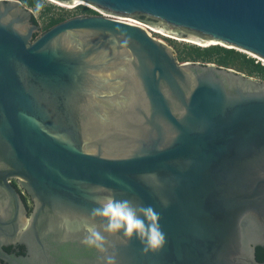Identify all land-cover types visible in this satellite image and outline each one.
Instances as JSON below:
<instances>
[{
	"label": "water",
	"instance_id": "obj_1",
	"mask_svg": "<svg viewBox=\"0 0 264 264\" xmlns=\"http://www.w3.org/2000/svg\"><path fill=\"white\" fill-rule=\"evenodd\" d=\"M85 1L264 58V0ZM31 16L20 0H0V194L22 225L39 241L40 223L73 235L103 186L154 207L166 236L156 253L110 236L117 264H264V81L180 62L112 16H73L36 37ZM12 179L33 196L29 218ZM88 248L87 264H101Z\"/></svg>",
	"mask_w": 264,
	"mask_h": 264
},
{
	"label": "flooded vegetation",
	"instance_id": "obj_2",
	"mask_svg": "<svg viewBox=\"0 0 264 264\" xmlns=\"http://www.w3.org/2000/svg\"><path fill=\"white\" fill-rule=\"evenodd\" d=\"M20 1L24 5H26L30 10L35 7V6L27 5L23 0ZM84 6H87L92 10H88L89 8L87 9ZM97 9L101 10V8L96 7L94 5L93 7H90L85 4H80V5H75L72 8H68L65 7L64 5H60L58 10H60L62 13L53 12L51 11L52 8L48 9L49 11L46 9L47 13L50 14V17H48L49 19L46 22H48L51 19V17L53 16L57 17L61 14L65 15L64 20L77 15L103 14ZM65 11L67 12L69 11L71 13L70 14L64 13ZM31 13H32L31 22L40 25V22L36 18L35 14H33L32 11ZM34 18H36L38 22H35ZM48 29L49 28H46L45 25L44 26L40 25V31L35 33V37L39 36L41 33L45 32ZM176 30H183L185 33L189 32L185 29H176ZM173 31L176 32L175 30ZM152 35L165 44H168L167 41L174 40L159 32L157 33L154 32ZM188 44H194V43H188ZM199 46L205 47L204 45H199ZM115 53L116 51L111 52V54H115ZM102 57L105 58V55L103 54ZM177 59L179 60L178 57ZM186 61L187 60H182L180 62H186ZM191 62L208 63L211 61L191 60ZM10 181L20 192L23 204L25 205L26 208L27 216L29 218L32 215L31 213L34 212V208L36 207V203L33 200V196L29 192L28 188L24 185H21L17 179H12ZM14 209H15V204H13V201L7 195L0 194V254H1L0 264H80V261H84V263L87 264L89 257L91 256L89 252L90 248H88V246L82 247L81 239L83 238L84 234L82 231L77 232L76 222L70 223L71 229H73V235L65 234L64 236L60 235L59 230L49 229L48 228L49 223L47 224V226H44L43 227L44 229L42 230L40 223L39 232L41 234V237L39 241L36 238V231L33 224H30L28 226H23L20 219H18V217L15 216ZM45 214L47 216L43 221L44 223H47V219L48 221L50 220V215L48 211H46Z\"/></svg>",
	"mask_w": 264,
	"mask_h": 264
},
{
	"label": "clouds",
	"instance_id": "obj_3",
	"mask_svg": "<svg viewBox=\"0 0 264 264\" xmlns=\"http://www.w3.org/2000/svg\"><path fill=\"white\" fill-rule=\"evenodd\" d=\"M43 8L42 0H37L31 11L38 15ZM95 192V207L90 215L76 222V228L84 234L81 243L103 254L101 264H117L115 256L110 252V248L114 247L109 240L110 236L119 237L123 243L138 240L145 252L156 253L166 246V236L159 222L160 215L154 207L136 205L129 199L118 198L103 186H97ZM164 206L167 207V202H164ZM65 224H68L67 220Z\"/></svg>",
	"mask_w": 264,
	"mask_h": 264
},
{
	"label": "trees",
	"instance_id": "obj_4",
	"mask_svg": "<svg viewBox=\"0 0 264 264\" xmlns=\"http://www.w3.org/2000/svg\"><path fill=\"white\" fill-rule=\"evenodd\" d=\"M29 6H35L37 0H23ZM87 9L89 7L84 6ZM51 6L47 7V10ZM88 10H92L89 8ZM65 19V15L61 14L57 17H51V19L46 22L45 27L50 28L56 23ZM35 22H38L34 18ZM189 55L196 58H201L203 61H216L219 65L227 67H236L238 70L246 72L249 75L258 74L264 77V64L260 60H256L255 57L248 55L246 52L239 51L236 48H229L223 45H212L210 47H195L190 50ZM257 259L259 261H264V246H257L256 249Z\"/></svg>",
	"mask_w": 264,
	"mask_h": 264
},
{
	"label": "bare ground",
	"instance_id": "obj_5",
	"mask_svg": "<svg viewBox=\"0 0 264 264\" xmlns=\"http://www.w3.org/2000/svg\"><path fill=\"white\" fill-rule=\"evenodd\" d=\"M57 4H60V5H64L65 7H68V8H72L73 6L75 5H80V4H85V5H88L90 7H93V5H91V3L85 1V0H74L72 3H64V2H61L58 0H51ZM95 8V7H94ZM98 11H100L101 13H103L104 15L106 16H112V17H115V18H118L120 20H123V21H127V22H130V23H133V24H136V25H140L142 27H144L145 29H147L148 31H156V32H160L161 34L167 36V37H170V38H173V39H176V40H179V41H186V42H191V43H194V44H198V45H214V44H221V45H224L226 47H233V48H236L238 50H241L243 52H246V53H249L250 55H254L256 57H259L260 59H262L264 61V58L255 54V53H252L250 51H247V50H244L243 48H239V47H234L233 45H229V44H226L220 40H212V41H198V40H193V39H189V38H185V37H182V36H178V35H174V34H171V33H168L164 30H161L159 28H156L154 26H151V25H148L146 23H143V22H140L136 19H133L131 17H127V16H121V15H115V14H111L109 12H106L104 11L103 9L99 10L97 9Z\"/></svg>",
	"mask_w": 264,
	"mask_h": 264
},
{
	"label": "rangeland",
	"instance_id": "obj_6",
	"mask_svg": "<svg viewBox=\"0 0 264 264\" xmlns=\"http://www.w3.org/2000/svg\"><path fill=\"white\" fill-rule=\"evenodd\" d=\"M42 2L44 3V8L39 12L38 15L35 14V16L38 19V21L40 22V25L44 26L46 24V21L49 19L48 17H50V14H48L47 10H46L48 6H51V8H52L51 11H53V12H56V13H62V12L60 10H58L60 5H58L57 3H54L53 1H51V0H42ZM64 13L70 14L71 12L65 11ZM167 42H168V44L172 45V47H173V49L175 51V54L179 58L180 61H182V60H187V61L198 60V61H202L203 60L201 58H196V57H192V56L189 55V52H190L191 49H193L195 47H201V46L196 45V44H188V43H191V42L179 41V40H175V39L173 41H167ZM201 48H203V47H201ZM212 62L217 63L216 61H212ZM231 68H233L235 70H238L236 67H231ZM238 71H240V70H238ZM244 73H246V72H244ZM252 76L257 78V79L264 80V77H262L261 75L253 74Z\"/></svg>",
	"mask_w": 264,
	"mask_h": 264
},
{
	"label": "built area",
	"instance_id": "obj_7",
	"mask_svg": "<svg viewBox=\"0 0 264 264\" xmlns=\"http://www.w3.org/2000/svg\"><path fill=\"white\" fill-rule=\"evenodd\" d=\"M154 32H156V31H153V30H151L150 31V33L151 34H153ZM157 33V32H156ZM248 55H249V53H247ZM252 57H255L256 58V60H260L261 62H262V64H264V61L262 60V59H260L259 57H256V56H254V55H251Z\"/></svg>",
	"mask_w": 264,
	"mask_h": 264
}]
</instances>
